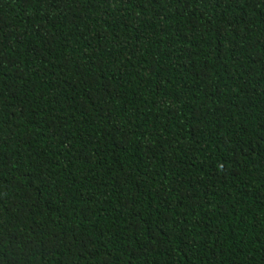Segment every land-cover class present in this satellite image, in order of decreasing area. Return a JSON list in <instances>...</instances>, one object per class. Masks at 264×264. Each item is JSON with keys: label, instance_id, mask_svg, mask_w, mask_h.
Listing matches in <instances>:
<instances>
[{"label": "trees", "instance_id": "16d2710c", "mask_svg": "<svg viewBox=\"0 0 264 264\" xmlns=\"http://www.w3.org/2000/svg\"><path fill=\"white\" fill-rule=\"evenodd\" d=\"M0 264H264V0H0Z\"/></svg>", "mask_w": 264, "mask_h": 264}]
</instances>
